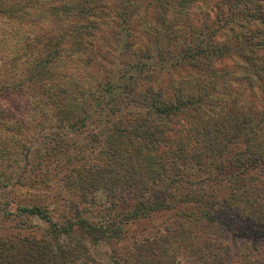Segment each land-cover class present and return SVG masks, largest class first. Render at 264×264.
Masks as SVG:
<instances>
[{
	"label": "rangeland",
	"instance_id": "rangeland-1",
	"mask_svg": "<svg viewBox=\"0 0 264 264\" xmlns=\"http://www.w3.org/2000/svg\"><path fill=\"white\" fill-rule=\"evenodd\" d=\"M36 1L28 0L23 6L25 0H0V9H9V14L0 12V148H4L0 165L13 182L9 188H0V237L14 233L41 235V229L48 227L46 220L38 215L19 214L20 207L24 205L44 208L53 220L61 223L67 222V218L74 221L75 216H91L98 221L96 223L102 220L109 223L116 221V229L124 227L126 231L122 240H102L91 245L88 253L80 251L79 264H133V247L138 244L139 238L163 234L166 229L172 234L187 230L188 235H197L200 226L195 217L189 214L191 208H176L168 213L156 214L152 219L135 220L126 225L130 213L135 211V198L131 192L119 191L111 195L104 188H94L84 200L81 186L76 182L78 173L83 174L86 170L90 173V169L109 163L114 165L110 146H121L122 143L119 138L109 137V133H100L98 142L91 143L86 134L69 132L76 123L86 122L84 115L89 114L94 98L104 92L108 97L111 87L117 93L116 103L122 102L121 105H124L129 100L128 74L136 78L139 69L133 66L145 63L148 65L143 69V78L138 76L134 79L138 88L152 84L167 88L166 92H172V95L179 93L189 97L185 99L193 100H196L194 90L198 93L204 88L208 90L199 105L202 113L189 120L182 117L186 123L176 121L177 118L172 121L170 128L177 132V138L171 144H166L164 151L168 147L176 148L179 139H190L189 133L197 132L203 121L214 118L216 122L213 124L221 133L219 135L215 127H211V133L215 135L213 141L217 142L229 131L227 126L231 122L226 117H231L233 104L236 103L237 110L248 109L250 112L255 101L243 99L244 93L239 92L241 87H237V91L224 89L230 83L222 79L221 72L215 70L213 77L207 80L197 64L180 57V49H177L174 40L176 33L166 27L172 21L171 11H160L167 0H97L99 6L94 9V18L91 19L97 25V30L91 27L92 23H88L89 19L80 20L77 24L73 22L67 28L71 33L75 26L92 29V32H86L81 37L80 46L75 43L72 46H59L61 25L55 22L52 13L47 12L58 0H39V5ZM4 2H8L9 7ZM12 6L20 10H11ZM163 19H166L164 25L161 24ZM182 19L185 20L184 17ZM156 49H161L159 57ZM147 52L151 53L152 58L143 55ZM214 64L221 67L219 61L215 60ZM224 66L235 68L236 63L225 62ZM121 70H128L125 79L119 78ZM236 71L242 73L238 65ZM28 75H34V81L29 80ZM125 86L128 90H125ZM220 123L223 128L219 126ZM67 129L70 130L67 132ZM198 138L200 140L196 142L187 140L185 145L203 146L207 154L202 139L208 136L200 134ZM59 144L64 148H60L58 154L53 150L45 154ZM25 146L33 148L27 155L30 160L28 171L22 175V169L27 165ZM40 155H43L42 162ZM160 156H163L164 166L159 172L160 176L144 178L142 185L146 193L150 188L166 189L163 182L167 180L166 175L170 173L173 162L165 153ZM133 158H136L134 154ZM191 165L193 162L183 166L187 172H192ZM262 170L264 172V166H258L250 174V179L259 177ZM202 177L207 182L193 186L199 187L212 181H208L207 175ZM5 182L0 179V184ZM203 187L206 188L205 184ZM217 211L221 219V239L215 240V245L219 248L221 245V254L225 259L221 263H213L264 264V224L251 222L247 212L242 215L237 209L223 205L218 206ZM182 214H185L183 218ZM201 228L205 230L204 226ZM114 234L117 237L120 235L119 231ZM75 236L74 242L78 239ZM204 241V237L198 241L189 239L182 244L176 240L168 253L170 262L207 264L201 260V256L205 257L207 252L199 254L193 251Z\"/></svg>",
	"mask_w": 264,
	"mask_h": 264
},
{
	"label": "trees",
	"instance_id": "trees-1",
	"mask_svg": "<svg viewBox=\"0 0 264 264\" xmlns=\"http://www.w3.org/2000/svg\"><path fill=\"white\" fill-rule=\"evenodd\" d=\"M27 3L28 0H25L23 6ZM4 4L9 7L8 2ZM36 4L39 5V0ZM98 6L97 0H58L49 7L47 12L52 13L55 22L61 25L59 46H72L73 43L80 46L81 37L86 32H92L87 26L80 29L75 26L73 32H69L67 28L71 27L73 22L77 24L80 20L89 19L87 21L92 23L91 27L98 29L91 20L94 18L93 11ZM163 7L161 12L171 11L172 21L167 23L166 27L176 33L174 40L177 42V49H180V57L197 64L207 80L213 77L215 70L221 72L222 79L230 83L224 89L237 91V87H241L239 92L244 93L243 99L254 100L255 106L250 112L247 109V112L244 109L237 110L234 102L231 117H226L231 122V125L227 126L229 131L217 142L213 141L215 135L211 133L213 126L218 132L217 125L213 124L216 122L214 118L203 121L197 132L189 133L190 139H179L176 148L168 147L164 151V146L177 138V132L170 128L172 121L177 118L176 121L186 123L182 117L189 120L202 113L199 105L208 90L204 88L200 93L194 90L193 96L196 100H193L185 99L189 97L179 93L172 95V92H166L167 88L154 87L152 84H144L138 88L134 79L138 76L143 78V69L148 63L133 66L139 69V75L135 78L133 74H128L129 100L124 105H121L122 102L116 103V90L109 88L108 97L104 92L100 97L94 98L89 114L84 115L86 122L76 123L69 132L86 134L91 143L98 142L100 133H109V137L119 138L122 143L121 146H110L114 165L109 163L90 169V173L87 170L83 174L78 173L76 182L81 186L84 200L94 188H104L111 195H116L119 191L131 192L135 198V211L130 213L126 225L135 220L152 219L156 214L168 213L176 208L192 209L189 214L195 217L200 226L197 235H188L187 230L172 234L166 229L163 234L141 237L133 247V264H173L168 253L176 240L182 244L183 241L193 238L198 241L201 237L206 241L200 242L193 251L199 254L207 252L205 257L201 256V260L207 264L221 263L225 257L222 255L221 245L220 248L215 245V240L221 239L218 206L237 209L242 215L247 212L251 222L264 224L263 170L259 177L250 179V174L258 166H264V0H167ZM12 9L20 10L13 6ZM8 11L9 9L4 7L0 9L1 13L9 14ZM165 20L163 19L161 24L164 25ZM168 48L172 49L170 46ZM156 53L159 57L161 49H156ZM143 55L148 59L152 58L150 52ZM212 59L219 61L222 68L216 66ZM232 61L236 63L235 68L224 66L225 62ZM237 65L242 69V73L236 71ZM127 72L121 70L119 78L125 79ZM33 76L28 75L29 80H33ZM190 86L194 87L191 84ZM124 88L128 90L127 86ZM188 108H191L190 111ZM219 126L223 128L221 123ZM69 130L67 129V132ZM204 130L206 132H203ZM200 134L208 136L202 139L207 154L203 146L185 145L187 140H200ZM25 147L27 156L33 147ZM60 148H64L62 144L49 149L45 154L50 150L58 154ZM3 149L0 148V158H4ZM162 153L173 162L170 173L166 175L167 180L163 182L166 189L150 188L149 193H146L142 185L144 178L160 176L159 172L164 166V155L160 156ZM133 154L136 158H133ZM42 158L43 155H40L41 162ZM189 162H193L192 172H187L184 167ZM26 163L22 175L28 171V156ZM3 168L0 165V179L6 182L1 183L0 188L5 189L13 182L2 171ZM203 175H207L208 181H212L199 187L193 186L195 183L207 182L201 178ZM204 184L206 188L203 187ZM214 184L216 187H213ZM169 189L171 191H168ZM23 212L29 216L38 215L46 220L48 227L41 229V235L14 233L0 237V264H79L80 251L88 253L91 245L102 240L120 241L126 231L124 227L116 229V221L109 223L102 220L96 223L98 221L91 216H75L74 221L67 218V222L61 223L53 220L44 208L35 205L20 207L19 214ZM184 216L185 214H182L181 217ZM203 226L204 231L201 228ZM116 231L120 233L118 237L114 234ZM75 235L78 239L74 242Z\"/></svg>",
	"mask_w": 264,
	"mask_h": 264
}]
</instances>
